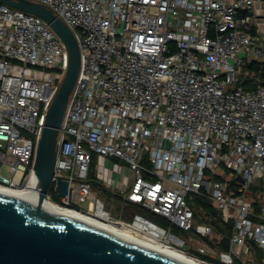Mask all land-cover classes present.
<instances>
[{
  "label": "built area",
  "instance_id": "1",
  "mask_svg": "<svg viewBox=\"0 0 264 264\" xmlns=\"http://www.w3.org/2000/svg\"><path fill=\"white\" fill-rule=\"evenodd\" d=\"M30 1L64 22L80 57L44 200L187 245L178 249L204 264H264V82L236 85L251 77L245 62L264 63V31L242 15L256 0ZM67 63L43 19L0 2L1 186L35 180L36 147ZM57 178L68 183L63 196ZM94 188L109 192L118 218ZM197 198L216 214L195 211ZM222 239L226 250L216 246Z\"/></svg>",
  "mask_w": 264,
  "mask_h": 264
},
{
  "label": "water",
  "instance_id": "2",
  "mask_svg": "<svg viewBox=\"0 0 264 264\" xmlns=\"http://www.w3.org/2000/svg\"><path fill=\"white\" fill-rule=\"evenodd\" d=\"M44 20L64 43L67 68L45 115L34 158L36 205L0 195V264H183L42 207L54 176L57 133L79 70L78 44L64 22L43 4L0 0ZM241 58L244 53H239ZM67 182L56 180L59 196Z\"/></svg>",
  "mask_w": 264,
  "mask_h": 264
},
{
  "label": "bare ground",
  "instance_id": "3",
  "mask_svg": "<svg viewBox=\"0 0 264 264\" xmlns=\"http://www.w3.org/2000/svg\"><path fill=\"white\" fill-rule=\"evenodd\" d=\"M37 186L38 181L35 176V180L25 188H9L0 185V195L17 201L36 205L38 198ZM42 207L49 212L60 214L68 219L79 222L86 226L107 232L131 244L150 250L177 262L183 264H204L193 258L192 256L187 255L178 248L168 244L167 242L147 236L143 233H131L127 230L120 229L115 226H107L106 224L97 221L88 214L78 212L74 209L64 208L48 200H43ZM159 236H161V233L159 234Z\"/></svg>",
  "mask_w": 264,
  "mask_h": 264
},
{
  "label": "trees",
  "instance_id": "4",
  "mask_svg": "<svg viewBox=\"0 0 264 264\" xmlns=\"http://www.w3.org/2000/svg\"><path fill=\"white\" fill-rule=\"evenodd\" d=\"M242 15H249V12L247 11H243L242 12ZM242 69L243 70H248L249 73L251 74V77L250 78H239L236 85H241L243 86L245 89H249L251 87H253V84H254V80L255 78H258L261 82H264V63L262 62H257V61H249V62H245L244 65L242 66ZM98 193L99 195H102L104 197V201L107 203V204H110L111 202H114L112 199H111V195L109 194L108 191L104 190V189H98ZM55 200H57V198H54ZM104 202V203H105ZM116 203V202H114ZM131 209V208H130ZM134 211H137V209L134 207L132 208ZM194 209L195 211H197L198 213H204V215H208L209 213H212V214H216L215 210H213L211 208V205L209 203V201H207L206 199H202V198H197L195 200V205H194ZM147 216H149L151 219H153V221L159 223L160 225L162 226H167V222L157 216V215H153V214H146ZM123 219H127V218H124L122 217ZM201 222H210V219L207 217H203L200 218ZM213 223H217L216 221L213 220ZM173 231L175 233H178L180 234V231L177 229V228H174ZM131 233H134V232H131ZM136 233V232H135ZM218 248H221V249H224L226 250L228 248V245H227V240L225 239H222L219 244L216 245ZM205 257V256H203ZM208 259V257H206ZM209 261H211L212 264H222L220 263L218 260H215V259H209ZM232 264H242L241 262L235 260Z\"/></svg>",
  "mask_w": 264,
  "mask_h": 264
},
{
  "label": "crops",
  "instance_id": "5",
  "mask_svg": "<svg viewBox=\"0 0 264 264\" xmlns=\"http://www.w3.org/2000/svg\"><path fill=\"white\" fill-rule=\"evenodd\" d=\"M248 12H249V16H250L251 21H252L253 30L261 29L262 31H264V0H256V3L254 4L253 8H251ZM199 245L202 246L203 242H200ZM192 249L194 251L195 246L194 247L192 246L191 250ZM195 251H196V249H195ZM194 253H196V252H194ZM208 259H213V258L208 257Z\"/></svg>",
  "mask_w": 264,
  "mask_h": 264
},
{
  "label": "rangeland",
  "instance_id": "6",
  "mask_svg": "<svg viewBox=\"0 0 264 264\" xmlns=\"http://www.w3.org/2000/svg\"><path fill=\"white\" fill-rule=\"evenodd\" d=\"M2 174L4 175L5 174V171L3 170L2 171ZM94 191L97 193V195L104 201V197L102 196V195H99V193H98V189L97 188H94ZM105 202V201H104ZM105 205H106V208L107 209H109L110 211H111V214H112V217L113 218H118L119 217V215H118V213H117V205H116V203H114V202H111L110 204H107L106 202H105ZM82 206H83V209L82 210H86V203H83L82 204ZM199 222H201V220L199 219ZM179 235H181V234H179ZM182 236V235H181ZM194 244H192V246H193ZM200 246L201 245H199V243L198 244H196L195 245V249L196 250H198L199 248H200ZM176 247L178 248H180L181 250H183V251H187L188 249H187V245H183V246H177L176 245ZM188 255V254H187Z\"/></svg>",
  "mask_w": 264,
  "mask_h": 264
}]
</instances>
